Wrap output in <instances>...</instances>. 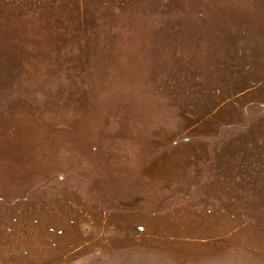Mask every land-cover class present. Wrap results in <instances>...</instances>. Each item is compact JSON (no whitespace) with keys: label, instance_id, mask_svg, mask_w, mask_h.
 Wrapping results in <instances>:
<instances>
[{"label":"rangeland","instance_id":"374dc122","mask_svg":"<svg viewBox=\"0 0 264 264\" xmlns=\"http://www.w3.org/2000/svg\"><path fill=\"white\" fill-rule=\"evenodd\" d=\"M0 264H264V0H0Z\"/></svg>","mask_w":264,"mask_h":264}]
</instances>
